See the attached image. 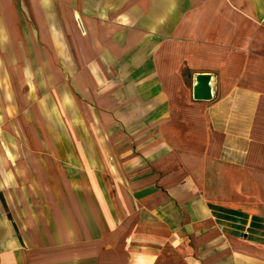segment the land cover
<instances>
[{
	"label": "crops",
	"instance_id": "obj_1",
	"mask_svg": "<svg viewBox=\"0 0 264 264\" xmlns=\"http://www.w3.org/2000/svg\"><path fill=\"white\" fill-rule=\"evenodd\" d=\"M168 247L264 264V0H0V264Z\"/></svg>",
	"mask_w": 264,
	"mask_h": 264
},
{
	"label": "rangeland",
	"instance_id": "obj_2",
	"mask_svg": "<svg viewBox=\"0 0 264 264\" xmlns=\"http://www.w3.org/2000/svg\"><path fill=\"white\" fill-rule=\"evenodd\" d=\"M156 264H188L186 259L176 250L166 248Z\"/></svg>",
	"mask_w": 264,
	"mask_h": 264
},
{
	"label": "water",
	"instance_id": "obj_3",
	"mask_svg": "<svg viewBox=\"0 0 264 264\" xmlns=\"http://www.w3.org/2000/svg\"><path fill=\"white\" fill-rule=\"evenodd\" d=\"M208 76H200L197 77V84L194 87V93L195 95H205L207 96L209 93V87H208ZM200 88V94L196 93V90Z\"/></svg>",
	"mask_w": 264,
	"mask_h": 264
},
{
	"label": "bare ground",
	"instance_id": "obj_4",
	"mask_svg": "<svg viewBox=\"0 0 264 264\" xmlns=\"http://www.w3.org/2000/svg\"><path fill=\"white\" fill-rule=\"evenodd\" d=\"M200 88H198L197 90H196V93L197 94H200V90H199Z\"/></svg>",
	"mask_w": 264,
	"mask_h": 264
}]
</instances>
